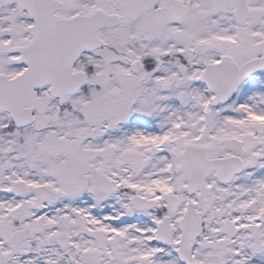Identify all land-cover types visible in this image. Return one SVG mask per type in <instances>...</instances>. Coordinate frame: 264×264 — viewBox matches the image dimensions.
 I'll use <instances>...</instances> for the list:
<instances>
[{"label": "snow or ice", "instance_id": "6c2138e0", "mask_svg": "<svg viewBox=\"0 0 264 264\" xmlns=\"http://www.w3.org/2000/svg\"><path fill=\"white\" fill-rule=\"evenodd\" d=\"M0 264H264V0H0Z\"/></svg>", "mask_w": 264, "mask_h": 264}]
</instances>
